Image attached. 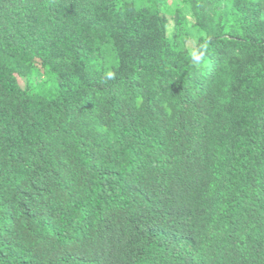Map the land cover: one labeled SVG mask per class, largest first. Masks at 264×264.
Wrapping results in <instances>:
<instances>
[{
	"label": "trees",
	"instance_id": "16d2710c",
	"mask_svg": "<svg viewBox=\"0 0 264 264\" xmlns=\"http://www.w3.org/2000/svg\"><path fill=\"white\" fill-rule=\"evenodd\" d=\"M0 264H264V0H0Z\"/></svg>",
	"mask_w": 264,
	"mask_h": 264
},
{
	"label": "clouds",
	"instance_id": "9594fccd",
	"mask_svg": "<svg viewBox=\"0 0 264 264\" xmlns=\"http://www.w3.org/2000/svg\"><path fill=\"white\" fill-rule=\"evenodd\" d=\"M195 59L198 61L200 58H199V56H197ZM113 75H114V74H113L112 72H108V73H107V77H108V78H112Z\"/></svg>",
	"mask_w": 264,
	"mask_h": 264
},
{
	"label": "rangeland",
	"instance_id": "374dc122",
	"mask_svg": "<svg viewBox=\"0 0 264 264\" xmlns=\"http://www.w3.org/2000/svg\"><path fill=\"white\" fill-rule=\"evenodd\" d=\"M169 32H171V23H170V25H169Z\"/></svg>",
	"mask_w": 264,
	"mask_h": 264
}]
</instances>
